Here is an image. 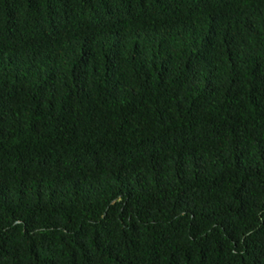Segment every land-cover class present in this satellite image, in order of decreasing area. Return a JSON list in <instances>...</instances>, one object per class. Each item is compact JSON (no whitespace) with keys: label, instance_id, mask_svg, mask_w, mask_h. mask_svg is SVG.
<instances>
[{"label":"trees","instance_id":"trees-1","mask_svg":"<svg viewBox=\"0 0 264 264\" xmlns=\"http://www.w3.org/2000/svg\"><path fill=\"white\" fill-rule=\"evenodd\" d=\"M0 264H264V0H0Z\"/></svg>","mask_w":264,"mask_h":264}]
</instances>
